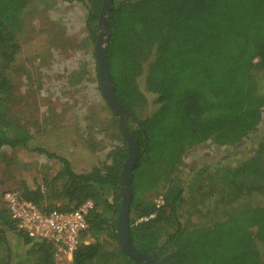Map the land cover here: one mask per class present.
<instances>
[{"label": "trees", "instance_id": "1", "mask_svg": "<svg viewBox=\"0 0 264 264\" xmlns=\"http://www.w3.org/2000/svg\"><path fill=\"white\" fill-rule=\"evenodd\" d=\"M30 0H0V60L10 61L19 49L17 34L25 25ZM102 0L92 2L88 25L97 33ZM155 48L147 86L161 107L139 118L145 95L138 88L142 58ZM106 59L117 98L138 122L133 131L138 154L132 174L129 224L133 244L164 264H264L255 238L264 244V206L245 207L210 225L184 229L179 209L185 184L170 175L183 151L215 140L238 144L263 120L264 94L254 70H264V0H120L109 16ZM99 76V75H98ZM5 80L1 82L4 85ZM122 133L119 127V133ZM123 134V133H122ZM31 134L0 106V150L28 147ZM106 161L88 172L48 150H34L61 164L63 180L53 195L46 183L24 179L21 196L43 210L71 209L92 198L87 236L70 264H93L103 254L102 236L118 241L117 216L122 202L121 172L128 156L125 139ZM255 153H264V134ZM100 192H92L91 188ZM155 195L162 197L157 205ZM64 197L67 204L52 207ZM15 234L36 254V264H58L53 244L19 230L6 204H0V246ZM125 264L137 262L128 255ZM9 264V263H8Z\"/></svg>", "mask_w": 264, "mask_h": 264}, {"label": "rangeland", "instance_id": "2", "mask_svg": "<svg viewBox=\"0 0 264 264\" xmlns=\"http://www.w3.org/2000/svg\"><path fill=\"white\" fill-rule=\"evenodd\" d=\"M94 1L30 0L23 11L25 25L17 34L20 47L12 60H0V106L32 136L27 148L0 150L1 205L4 193L20 192L24 179L47 182L44 190L49 195L60 189L61 164L35 148L67 158L76 172L84 173L105 162L109 151L125 139L119 133L120 118L100 88L95 42L104 29L97 20L93 39L87 22ZM155 58V48L142 58L137 82L145 101L138 108L139 118L161 107L156 93L147 86ZM254 75L264 94V70L255 69ZM124 119L130 133L139 127L132 115L126 114ZM263 134L264 114L259 127L238 144L219 145L210 139L183 151L170 175L186 187L179 209L184 229L213 224L245 207L264 206V153H255ZM91 190L100 192L97 187ZM160 199L155 195L156 203ZM50 203L55 207L67 200L62 196ZM9 235L7 243L0 246V264H36V254L27 255L22 240L14 233ZM101 241L103 254L93 264L127 262L117 240L102 236ZM255 243L264 258V244L258 238ZM57 262L70 264L71 260Z\"/></svg>", "mask_w": 264, "mask_h": 264}, {"label": "built area", "instance_id": "3", "mask_svg": "<svg viewBox=\"0 0 264 264\" xmlns=\"http://www.w3.org/2000/svg\"><path fill=\"white\" fill-rule=\"evenodd\" d=\"M4 201L17 228L33 239L53 244L58 260H72L82 243H89L88 216L95 207L92 198L82 200L71 209L52 208L43 210L33 201L15 190L4 193ZM162 200L157 202L161 204Z\"/></svg>", "mask_w": 264, "mask_h": 264}, {"label": "water", "instance_id": "4", "mask_svg": "<svg viewBox=\"0 0 264 264\" xmlns=\"http://www.w3.org/2000/svg\"><path fill=\"white\" fill-rule=\"evenodd\" d=\"M113 1L114 0H102V6L98 17V25L103 27L104 30L97 36L95 42V55L97 59V69L102 94L113 113L120 118L119 126L128 144V156L126 161L123 163L121 172V181L123 183L122 202L118 211L116 232L121 249L129 257L140 263L164 264L162 261H158L147 253L136 248L130 235L129 213L132 198L131 184L134 161L137 157L138 150L137 143L133 140L134 134L128 131L127 124L124 119V115L128 114V112L116 96L109 64L106 59L105 42H108L109 38V16L113 7ZM106 36H108L107 39L105 38Z\"/></svg>", "mask_w": 264, "mask_h": 264}]
</instances>
